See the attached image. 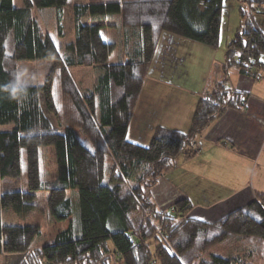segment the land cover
<instances>
[{
	"label": "trees",
	"instance_id": "16d2710c",
	"mask_svg": "<svg viewBox=\"0 0 264 264\" xmlns=\"http://www.w3.org/2000/svg\"><path fill=\"white\" fill-rule=\"evenodd\" d=\"M68 1L21 0L15 6L0 0V255H19L15 264H264V193L212 223L190 215L187 197L164 210L152 193L179 158L197 154L205 129L227 110L246 108L249 94L227 87L228 68L254 78L264 73V32L252 17L259 9L241 0L240 23L225 52L226 76L199 99L189 130L159 126L142 145L127 133L161 34L218 47L228 0ZM66 7L74 36L62 49L36 11L53 9L62 33ZM115 14L126 26L124 58L108 63L117 43L104 39V19ZM35 59H52L61 70L91 66L97 78L85 91L64 78L71 117L56 124L53 73L43 83L18 82L19 62ZM47 146L54 147L57 166L49 183L41 172L40 149ZM44 188L56 219L77 210V224L49 244L38 243V224L2 222L3 211L30 215ZM71 188L76 204L68 196ZM227 241V255L212 252L209 244Z\"/></svg>",
	"mask_w": 264,
	"mask_h": 264
},
{
	"label": "crops",
	"instance_id": "0c3cea01",
	"mask_svg": "<svg viewBox=\"0 0 264 264\" xmlns=\"http://www.w3.org/2000/svg\"><path fill=\"white\" fill-rule=\"evenodd\" d=\"M237 1L239 9L241 0ZM247 4L259 9L252 17L264 32V0H247ZM104 20L109 23L104 39L123 47L122 14ZM235 31V27L229 31L225 45H221L220 33L218 47L169 32L161 34L131 117L128 140L148 145L159 126L189 130L199 99L226 76L225 52ZM120 58L123 52L117 61ZM76 67L82 66L68 69ZM227 77V87L249 94L246 108L227 110L200 135L197 154L179 158L178 167L159 179L152 193L160 209L187 197L193 204L190 215L212 223L264 193V73L254 78L230 66Z\"/></svg>",
	"mask_w": 264,
	"mask_h": 264
},
{
	"label": "rangeland",
	"instance_id": "374dc122",
	"mask_svg": "<svg viewBox=\"0 0 264 264\" xmlns=\"http://www.w3.org/2000/svg\"><path fill=\"white\" fill-rule=\"evenodd\" d=\"M76 0H69V4H73ZM21 4V0H14V5L19 6ZM228 16L226 15L223 20L222 33H221V45H225V42L228 38L229 31L235 27L239 26L240 15L238 9V1L237 0H228ZM64 19H63V27L61 29L62 33H59V29L57 26V17H55L54 10H37L36 15L41 23V26L44 31L49 32L54 38L55 42L62 49L65 45L73 40L74 36V25L70 16L69 8L66 7L64 9ZM62 34V35H61ZM113 34V31L111 32ZM114 35V34H113ZM106 40H108L106 38ZM222 47V46H221ZM63 51V50H62ZM123 51V47L117 45L114 52L108 59V63L116 62L118 56ZM54 70V72H51ZM17 76L18 82L22 85L26 84H38L43 83L47 79V76L53 73V93L55 97V101L58 104V109L60 110L59 116L56 118L52 116L53 122L56 124L57 120L61 121V117L70 116L71 111L68 107H66L63 98V83L64 78L69 76L73 81L76 88L85 91L93 86L96 75L94 71L91 69V66H82L76 67L75 69H67L61 70L60 68L54 67V60L52 59H35V60H23L19 62L17 65ZM68 116V117H69ZM64 121V118H63ZM69 121H72L69 119ZM41 152V172L42 178L44 182L49 183L53 181L57 176V166H56V158L55 151L53 146L42 147L40 149ZM22 181V180H21ZM23 183V181H22ZM75 189L68 190V196L72 199L73 204L77 203V198L74 193ZM49 190L44 188L37 192L36 198V208L35 210L28 216L21 217L17 215L15 212L11 211H3L2 222L3 223H19V224H38L42 228L43 236L38 242L39 244H49L54 241L56 234L69 227L70 223L77 224V214L76 211L65 220H58L55 216L51 215L50 210L47 206V196ZM165 210V209H164ZM79 235H81V231H79ZM218 242L220 240H217ZM216 242V241H215ZM211 245L212 252H216L217 254L227 255L230 250H232V246L230 242L224 244H209ZM6 257V258H5ZM19 255H11V256H1L0 255V264H15V262L19 259Z\"/></svg>",
	"mask_w": 264,
	"mask_h": 264
}]
</instances>
